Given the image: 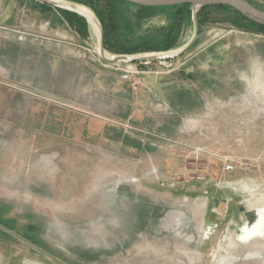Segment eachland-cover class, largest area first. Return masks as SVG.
<instances>
[{
	"label": "rangeland",
	"instance_id": "374dc122",
	"mask_svg": "<svg viewBox=\"0 0 264 264\" xmlns=\"http://www.w3.org/2000/svg\"><path fill=\"white\" fill-rule=\"evenodd\" d=\"M119 6L138 23L141 9ZM39 12L0 0V219L66 264H264V229L239 240L264 209V85L246 84L264 75V36L214 10L182 52L193 9L174 50L109 62L93 33L61 58L37 42ZM158 154L175 165L169 180L157 181ZM205 215L212 235L189 234L182 219L193 228ZM0 264L56 263L0 235Z\"/></svg>",
	"mask_w": 264,
	"mask_h": 264
},
{
	"label": "trees",
	"instance_id": "16d2710c",
	"mask_svg": "<svg viewBox=\"0 0 264 264\" xmlns=\"http://www.w3.org/2000/svg\"><path fill=\"white\" fill-rule=\"evenodd\" d=\"M90 9L99 20L103 33V46L105 51L113 55L135 56L148 53H163L174 50L178 47L183 28L191 21L193 6L190 4L173 7H140L122 0H63ZM257 9L264 11V0H247ZM33 6L38 9H51L47 3L33 1ZM120 5H131L142 10V16L138 17V23L133 21L128 8ZM63 19L82 37L89 38L88 22L77 13L57 8ZM222 10L233 16L232 25L239 31L264 36V25L258 24L238 11L226 6H204L198 9L197 19L199 23V36L202 35L206 26L211 22V12ZM168 12L169 23L160 28H149L140 34L138 27L148 24L156 13ZM136 23V24H135ZM135 63H138L135 61ZM146 68V67H142ZM0 224L16 232L27 241L41 248L34 239L32 233H19L16 228L0 219ZM0 235L8 240L20 243L31 252L37 253L31 247L7 234L0 229ZM42 249V248H41ZM43 250V249H42ZM47 252V251H46ZM48 253V252H47ZM50 254V253H49ZM53 256V254H51Z\"/></svg>",
	"mask_w": 264,
	"mask_h": 264
},
{
	"label": "crops",
	"instance_id": "0c3cea01",
	"mask_svg": "<svg viewBox=\"0 0 264 264\" xmlns=\"http://www.w3.org/2000/svg\"><path fill=\"white\" fill-rule=\"evenodd\" d=\"M33 1L35 0H22L23 6L26 7V5H32L33 6ZM60 1V0H59ZM70 3V2H68ZM73 4V3H70ZM76 5V4H73ZM78 6V5H76ZM56 7V6H55ZM52 7L51 9H38L34 7V9L39 10L40 14L39 17L34 19V23H31V26L33 28H38L39 33L42 34V36L38 37V39H30L32 41H37L41 42L42 45L45 46V49L47 51L53 52L54 54L60 56L61 58H64V56H70V57H76L77 56V50L75 49H70L67 46H73L75 48H81L83 47V44L88 45V41L90 42L92 40V37L94 36L93 33L96 35L94 29H91V25L88 22V31H89V38L85 39L82 38L64 19L63 17L59 14L57 8ZM47 13L49 15H47ZM46 14V15H45ZM39 19V20H38ZM93 28V27H92ZM102 28V27H101ZM103 33H101L100 37V42H99V48L101 49V46L103 44L102 40ZM36 37V36H34ZM79 51V50H78ZM181 76L184 77H190V74H181ZM248 86H262L264 85V75L262 78H255L254 80H247L246 83ZM160 85V86H159ZM159 88L161 87V83L158 84ZM158 101H162L161 99L157 98ZM169 103L172 104V101L170 99ZM166 123V124H165ZM175 122L173 119H167L166 122L161 123L163 124L164 127L161 128V130H164L166 128V134L169 136L171 135V128L173 127L172 125ZM166 125V127H165ZM160 130V129H159ZM159 155V154H158ZM162 158V160H161ZM151 160V165L154 171H157V181L160 180H169L172 176L173 173L175 172V165L172 164V160H169L165 157V155L160 154L159 158L156 156H151L149 159ZM149 166V164H147ZM163 173V174H162ZM160 175V176H159ZM174 186V185H173ZM221 208L218 210L214 209L212 210V214L208 213L210 218H213L212 220H216L214 217H221L223 216V211H219ZM215 214V215H214ZM208 215H205L202 219V223L198 227H191L192 224L188 223L187 220L189 219L188 217H185L182 219V224L183 226H186L187 229H189L188 233L191 235H201L202 232L205 231L207 227L210 225H219L218 223L215 222H210L212 221L211 219L209 220ZM214 215V216H213ZM255 217V215L253 214ZM253 220L251 218H248L245 225L251 224ZM255 222V220H254ZM253 222V223H254ZM229 223L234 224L233 221H230Z\"/></svg>",
	"mask_w": 264,
	"mask_h": 264
},
{
	"label": "water",
	"instance_id": "95a60500",
	"mask_svg": "<svg viewBox=\"0 0 264 264\" xmlns=\"http://www.w3.org/2000/svg\"><path fill=\"white\" fill-rule=\"evenodd\" d=\"M43 1L46 3H51V2L46 1V0H43ZM122 1L128 2L130 4H134V5H137L140 7H151V8H153V7L154 8L155 7H173V6L190 4L193 6V9L196 13H197L199 8L204 7V6H226V7H230L232 9L238 11L239 13H241L242 15L247 17L248 19H250V20H252L258 24L264 25V11L257 9L251 3H249L247 0H122ZM51 4L58 7L59 9H64V10L79 14L77 11H74L72 9L65 8L63 6H59V5H56L54 3H51ZM79 15L84 17L81 14H79ZM194 20H195V35H194L192 41L190 42V44L188 45V47H186L182 52H185L186 50L191 48L199 37V23H198L197 16H195ZM102 40H103V36H102ZM101 50H102V52H105L103 44L101 46ZM127 57L128 56H126V55H117L114 57V59L111 60V59L106 58L103 55V58L109 62L124 61ZM248 225H250V224H248ZM0 229L3 230L4 232H6L7 234L11 235L12 237L16 238L17 240L21 241L25 245L31 247L33 250L40 253L41 255L47 257L48 259H50L54 263L66 264L64 262L59 261L54 256H52L51 254L47 253L46 251L42 250L41 248L37 247L36 245H34L31 242L24 239L22 236L18 235L16 232L11 231L10 229L6 228L5 226H3L1 224H0Z\"/></svg>",
	"mask_w": 264,
	"mask_h": 264
},
{
	"label": "bare ground",
	"instance_id": "6f19581e",
	"mask_svg": "<svg viewBox=\"0 0 264 264\" xmlns=\"http://www.w3.org/2000/svg\"><path fill=\"white\" fill-rule=\"evenodd\" d=\"M46 1H49V2L54 3L56 5L63 6L65 8H69V9H72L74 11H77L79 14L83 15L88 20V22L92 25L95 33L98 36L101 35V26H100L96 16L93 13H91L87 8H85L83 6H76V5L74 6L70 3L61 2L59 0H46ZM99 50H100L101 54L105 56L104 52H102L101 49H99ZM257 216H258V218H257V220H255L254 223H252L250 225H245L243 227V229H242L243 235L239 238V240L247 242V241L251 240L252 238H254L258 234L259 231L264 229V209L259 210L257 212ZM254 255L255 254H253V253H249L248 257H253ZM234 260H235L234 258H231V259H227L226 261L228 262V264H231Z\"/></svg>",
	"mask_w": 264,
	"mask_h": 264
},
{
	"label": "built area",
	"instance_id": "2783aa9c",
	"mask_svg": "<svg viewBox=\"0 0 264 264\" xmlns=\"http://www.w3.org/2000/svg\"><path fill=\"white\" fill-rule=\"evenodd\" d=\"M225 165H224V170L225 171H233L234 169H235V167H234V165L231 163V162H229L228 160L224 163ZM214 227H216V226H214ZM215 231V229L214 228H212V227H209L208 229H207V231H206V235L207 236H209V235H212V233Z\"/></svg>",
	"mask_w": 264,
	"mask_h": 264
}]
</instances>
